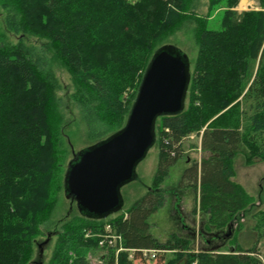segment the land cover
<instances>
[{
	"label": "trees",
	"instance_id": "16d2710c",
	"mask_svg": "<svg viewBox=\"0 0 264 264\" xmlns=\"http://www.w3.org/2000/svg\"><path fill=\"white\" fill-rule=\"evenodd\" d=\"M257 1L259 10L239 13V0H208L207 16L198 18V0H0L5 32L18 36L11 43L0 33V264H40L37 238L63 188L67 149L52 62L69 74L86 136L98 142L123 128L154 52L189 20L196 23V58L183 111L156 120L159 153L150 189L111 220L68 216L53 232L47 264H88L86 251L97 249L99 239L86 236L105 224L134 251L129 260L127 252L109 250L105 264H146L141 250L158 251L153 264H264L258 248L264 207L253 215L257 243L247 249L219 252L225 241L187 253L188 239L172 234L159 242L148 224L165 203L160 185L180 159L181 141L200 132L208 156L183 172L181 188L198 193L200 212L219 232L232 230L251 203L233 180V160L241 154L247 166L264 161V0ZM220 9V30L208 29L210 13ZM28 37L40 44H26Z\"/></svg>",
	"mask_w": 264,
	"mask_h": 264
},
{
	"label": "rangeland",
	"instance_id": "374dc122",
	"mask_svg": "<svg viewBox=\"0 0 264 264\" xmlns=\"http://www.w3.org/2000/svg\"><path fill=\"white\" fill-rule=\"evenodd\" d=\"M131 1L134 2L135 0ZM198 2L200 5L195 12L198 18H204L208 14V0H198ZM259 9L257 0H239L236 7H234V10L239 13L243 11H257ZM222 10L220 9L210 13L207 21L208 29L214 31L220 30ZM5 14V11L0 7V33L5 34V40L7 42L15 43L18 36L5 32ZM195 28V21H187L183 29L165 39L161 46L156 49L159 50L169 46L172 48V53L186 57L190 74L192 73L197 53V46L194 39ZM25 42L29 45L40 44L39 40L32 37L26 38ZM51 72L59 86L56 96L59 99V107L64 120L63 139L67 149V163L63 167L62 179L64 182L69 162L74 159V155L86 151L97 142L88 140L86 136L80 108L71 99L74 87L69 74L56 61L52 62ZM158 124L159 120L156 125ZM200 136L201 132L200 134H191L181 141L180 147L182 153L180 159L169 169L167 178L160 185V190L165 195V203L148 219L150 226L149 233L159 242H165L172 234L188 239L190 241L189 251L186 252L193 254H199L202 250L217 249L225 241V246L219 252H226L235 245H239L245 249L250 248L257 243V234L253 231L255 224L253 215L264 207V161H256L252 165L247 166L244 164V159L241 154H238L234 158L233 169L235 174L233 180L244 188L245 192L251 198V203L236 216L232 230L225 228L219 232L208 224V215L200 212L198 207V193L193 188H181L180 186L183 172L188 167L193 165L198 166L201 159L208 156L200 150ZM158 153L159 148L156 138L144 157L136 164L134 178L120 187L119 209L108 214L106 220H111L122 215L135 201L147 193L152 185L157 168ZM78 213L76 203L68 198L67 190L63 184V188L58 194L57 203L50 216L49 223L42 228L44 236L37 238L39 243L44 242L45 244L40 255V264H47L52 257L57 240V235L53 232L59 230L68 216L77 218ZM237 226L240 228L238 231L236 230ZM226 234L228 237L224 239ZM97 235L90 234L86 237H95ZM217 236H220L218 240L216 238ZM258 242L260 255L264 256V237ZM98 248L88 247L86 251L88 264H105L106 259L104 257L107 256L108 251L111 249L103 246L100 247L99 245ZM127 254L129 255V252ZM172 255H174L173 252H165L167 260L172 258ZM146 264H153V262L150 260Z\"/></svg>",
	"mask_w": 264,
	"mask_h": 264
},
{
	"label": "water",
	"instance_id": "95a60500",
	"mask_svg": "<svg viewBox=\"0 0 264 264\" xmlns=\"http://www.w3.org/2000/svg\"><path fill=\"white\" fill-rule=\"evenodd\" d=\"M171 50L154 52L123 128L69 162L63 184L80 215L106 219L119 209L120 187L134 178L136 164L156 140L157 118L183 111L190 73L186 57ZM44 245L38 244L39 257Z\"/></svg>",
	"mask_w": 264,
	"mask_h": 264
},
{
	"label": "built area",
	"instance_id": "2783aa9c",
	"mask_svg": "<svg viewBox=\"0 0 264 264\" xmlns=\"http://www.w3.org/2000/svg\"><path fill=\"white\" fill-rule=\"evenodd\" d=\"M99 238L98 245L100 247L109 248L114 250L115 255L122 251L129 252L128 259L133 260V250L125 249L122 244L121 235L117 234L109 224H105L103 231L97 235ZM158 251L156 250H141V256L143 259L153 260L155 258V254Z\"/></svg>",
	"mask_w": 264,
	"mask_h": 264
},
{
	"label": "crops",
	"instance_id": "0c3cea01",
	"mask_svg": "<svg viewBox=\"0 0 264 264\" xmlns=\"http://www.w3.org/2000/svg\"><path fill=\"white\" fill-rule=\"evenodd\" d=\"M237 183V182H236Z\"/></svg>",
	"mask_w": 264,
	"mask_h": 264
}]
</instances>
